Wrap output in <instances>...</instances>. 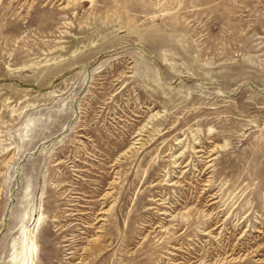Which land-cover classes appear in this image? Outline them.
I'll return each instance as SVG.
<instances>
[{"label": "rangeland", "instance_id": "374dc122", "mask_svg": "<svg viewBox=\"0 0 264 264\" xmlns=\"http://www.w3.org/2000/svg\"><path fill=\"white\" fill-rule=\"evenodd\" d=\"M31 238L264 264V0H0V264Z\"/></svg>", "mask_w": 264, "mask_h": 264}, {"label": "bare ground", "instance_id": "6f19581e", "mask_svg": "<svg viewBox=\"0 0 264 264\" xmlns=\"http://www.w3.org/2000/svg\"><path fill=\"white\" fill-rule=\"evenodd\" d=\"M116 182H117V180H116ZM23 236H24V238L27 236V233L25 230H23ZM22 243H23V245L22 244L20 245L22 247L19 250H16L14 252L12 262L15 264H33L31 259L33 256L34 247L36 246L34 239L31 238L30 243H28V244H25L24 240Z\"/></svg>", "mask_w": 264, "mask_h": 264}]
</instances>
